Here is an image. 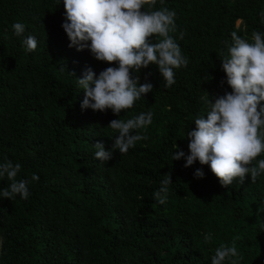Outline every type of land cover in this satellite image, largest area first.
<instances>
[{"label":"trees","instance_id":"obj_1","mask_svg":"<svg viewBox=\"0 0 264 264\" xmlns=\"http://www.w3.org/2000/svg\"><path fill=\"white\" fill-rule=\"evenodd\" d=\"M161 7L176 12L170 35L188 64L174 70L171 87L157 66L141 69L139 83L153 90L117 116L81 109L85 93L71 72L118 65L69 47L63 0H0V163H20L18 180L39 176L27 199L0 196V264H211L215 249L234 239L238 264H264V174L223 187L209 165L172 159L175 144L188 153L186 134L207 115L206 101L232 91L220 59L225 41L233 31L250 43L253 31L264 34V0H157L152 10ZM15 22L25 24L23 36ZM28 35L38 41L33 52L22 44ZM148 111L151 125L138 130L146 140L108 161L94 157L98 141L111 150V120ZM198 168L203 178L194 176ZM169 173L159 204L153 194ZM9 183L0 177V190Z\"/></svg>","mask_w":264,"mask_h":264},{"label":"clouds","instance_id":"obj_2","mask_svg":"<svg viewBox=\"0 0 264 264\" xmlns=\"http://www.w3.org/2000/svg\"><path fill=\"white\" fill-rule=\"evenodd\" d=\"M157 0H63L65 21L62 24L70 44L77 50L89 48L96 60L116 62L117 67H107L97 75L90 67L76 77L79 89L85 93L81 109L104 112L109 109L119 116L121 111L133 107L134 103L153 90L150 82L139 83L141 69L150 64L157 66L165 81V87L175 83V71L188 64L177 38L170 33L177 31L176 12L167 7L152 10ZM163 4V0H160ZM144 6H147L145 9ZM264 17V11L261 12ZM14 34L23 36L26 26L22 22L12 25ZM157 38L153 42V37ZM184 33L180 32L182 40ZM231 44L227 45L228 55L222 56V68L227 76V84L232 91H226L206 103L209 111L199 116L195 129L187 132L188 153L175 144L177 151L172 159H185V167L197 160L201 165H209L223 187L238 180L243 183L250 175L251 183L264 174V159L257 157L264 152V34L253 31L250 43L233 31ZM90 41V43H88ZM26 51L36 50L38 41L33 35L22 40ZM63 70V67L62 69ZM133 73H136L134 76ZM147 75H151L148 73ZM147 75L145 79L147 80ZM223 83V82H222ZM153 113L142 112L127 120L113 119L108 127L117 134L111 150H106L102 142H96L94 157L102 162L112 159L115 150L126 154L136 143L147 136L138 130L151 125ZM255 162V163H254ZM20 163L5 159L0 163V177H7L9 185L0 190V196L14 199L17 195L27 199L30 195L28 184L38 181L33 174L31 180L17 179L21 171ZM201 168L194 176L203 178ZM171 175L165 174L160 188L154 192L159 204L168 199ZM259 211H262L260 208ZM205 243L211 242L212 235L204 236ZM221 244L215 249L211 264H231L243 260L235 246ZM235 257L236 259H231Z\"/></svg>","mask_w":264,"mask_h":264},{"label":"rangeland","instance_id":"obj_3","mask_svg":"<svg viewBox=\"0 0 264 264\" xmlns=\"http://www.w3.org/2000/svg\"><path fill=\"white\" fill-rule=\"evenodd\" d=\"M240 24V22L238 23V25Z\"/></svg>","mask_w":264,"mask_h":264}]
</instances>
